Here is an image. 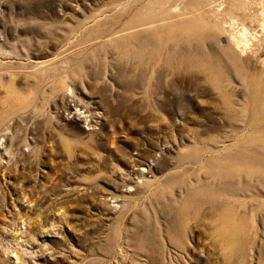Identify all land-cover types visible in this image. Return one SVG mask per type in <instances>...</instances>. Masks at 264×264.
<instances>
[{"label":"rangeland","instance_id":"374dc122","mask_svg":"<svg viewBox=\"0 0 264 264\" xmlns=\"http://www.w3.org/2000/svg\"><path fill=\"white\" fill-rule=\"evenodd\" d=\"M262 12L0 0V264H264Z\"/></svg>","mask_w":264,"mask_h":264},{"label":"bare ground","instance_id":"6f19581e","mask_svg":"<svg viewBox=\"0 0 264 264\" xmlns=\"http://www.w3.org/2000/svg\"><path fill=\"white\" fill-rule=\"evenodd\" d=\"M220 3V2H219ZM216 4H214L213 2L211 3V6H215ZM221 8H222V3H220L219 5H217V11H220L221 10ZM190 14L191 12L190 11H186V12H182V13H180L181 15H183V17L181 16V19L180 20H178V22L175 24L176 26H182L183 25V23H184V17H188V16H193L192 14L191 15H187V14ZM184 14L185 15H187V16H184ZM194 14V13H193ZM196 15V14H195ZM263 17H264V13L262 12V14H261ZM161 20V19H160ZM162 21H164V20H162ZM164 23H165V21H164ZM175 23V22H174ZM233 23V22H232ZM164 25H166V26H169V24H161V26L162 27H164ZM230 25V27L232 26L231 25V23L229 24ZM264 26V21H263V23H262V27ZM146 28H148V27H146ZM142 29V28H141ZM244 31H246L245 29H244ZM243 31V32H244ZM156 32H151L150 34L151 35H153V34H155ZM230 36V38H231V41H232V43H233V47H234V50H236V51H239L240 53H242L243 52V49L245 48V46H246V44H247V41L248 40H246V38H245V33H238V35L237 36H234V35H229ZM230 42V41H229ZM180 43H181V41H180ZM231 43V42H230ZM179 45V44H178ZM192 45H194V44H192ZM196 47V46H195ZM194 48V47H193ZM175 52L177 53V57L178 58H180V56H178V55H182V54H186L185 53V46H182V44H180L179 46H177V48H175ZM69 105V104H68ZM67 105V106H68ZM76 105V104H75ZM74 105V106H75ZM79 106V105H78ZM66 107V106H65ZM68 107H70V106H68ZM76 109H78V108H76V106H75V108L72 110V112H71V115L73 116L72 118H76V120H80V121H86V119H87V117L84 115H79L78 113H77V111H79V110H77L76 111ZM88 111H86V113H87ZM92 115H94L93 113L92 114H90V116L91 117H93ZM100 116V115H99ZM98 116V117H99ZM88 120V119H87ZM86 123H87V121H86ZM142 170H143V168H141L140 170H138V171H140L138 174H140L141 172H142ZM144 172V171H143ZM143 174V173H142ZM141 174V175H142ZM143 177V176H142Z\"/></svg>","mask_w":264,"mask_h":264}]
</instances>
